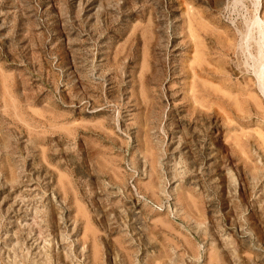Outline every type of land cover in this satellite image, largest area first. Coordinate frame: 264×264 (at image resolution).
<instances>
[{
	"label": "rangeland",
	"instance_id": "1",
	"mask_svg": "<svg viewBox=\"0 0 264 264\" xmlns=\"http://www.w3.org/2000/svg\"><path fill=\"white\" fill-rule=\"evenodd\" d=\"M255 68L264 0H0V264H264Z\"/></svg>",
	"mask_w": 264,
	"mask_h": 264
},
{
	"label": "bare ground",
	"instance_id": "2",
	"mask_svg": "<svg viewBox=\"0 0 264 264\" xmlns=\"http://www.w3.org/2000/svg\"><path fill=\"white\" fill-rule=\"evenodd\" d=\"M256 67H258V66H256ZM259 68H261V67H259ZM254 72H255V75L258 76V80H259L258 88H259L260 92H262L264 95V85L260 84V83H262V76H263L262 74H264V73H260V69H257V68L254 69ZM256 72H257V74H256Z\"/></svg>",
	"mask_w": 264,
	"mask_h": 264
}]
</instances>
